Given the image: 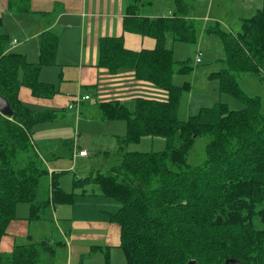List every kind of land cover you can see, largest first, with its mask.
<instances>
[{"label":"trees","instance_id":"16d2710c","mask_svg":"<svg viewBox=\"0 0 264 264\" xmlns=\"http://www.w3.org/2000/svg\"><path fill=\"white\" fill-rule=\"evenodd\" d=\"M144 1L150 5L154 0ZM136 2L143 5V0H134L128 6L123 30L154 39L155 48L133 52L124 48L121 38L104 37L98 43V66L110 74L132 71L137 81L167 97L136 96L129 102L100 103L99 120H123L126 134L119 140L118 163L107 174L80 181L96 184L101 196L119 202L109 221L120 228L125 264H264V228L255 225L264 226V113L257 99L233 91L234 76L226 74L259 77L258 63L264 60V9L242 20L237 34L217 27L205 30L221 39L227 55V68L210 77L219 80L220 91L242 97L244 107L235 111L218 103L180 120L177 111L184 86H175L172 78L191 68L184 62L175 68L166 40L171 35L174 41L194 42L196 27L185 18L193 1L174 0L173 15L154 18L140 16ZM7 9L28 12V0H8ZM9 42L0 29V96L12 111L11 117L0 113V238L16 219L18 204L29 205V219H40L50 203L70 204L76 196L63 191L52 173L50 197L37 200L39 181L49 173L31 133L33 126L55 121L57 115L33 112L19 100L21 86L37 98L55 94V88L41 83L38 76L41 67L51 63L57 36L42 35L35 64L11 52ZM145 136L164 139L165 149L156 153L121 149ZM198 136L208 140L206 159L191 167L186 159ZM68 155L73 157V146ZM43 245L16 246L9 263L40 264Z\"/></svg>","mask_w":264,"mask_h":264},{"label":"crops","instance_id":"0c3cea01","mask_svg":"<svg viewBox=\"0 0 264 264\" xmlns=\"http://www.w3.org/2000/svg\"><path fill=\"white\" fill-rule=\"evenodd\" d=\"M259 1L264 6V0H230V3L257 13L264 9H259ZM153 2L146 7L139 5L137 13L148 18L158 17L154 13ZM132 3L133 0H28V12H11L7 9L8 0H0L1 32L9 36L10 42L16 41L14 46H10V51L22 54L28 63L38 62L43 34L51 32L57 36L51 63L42 66L38 76L41 83L55 88V94L50 98H37L27 88L31 96L28 101L32 107H25L33 112L61 114L63 122L68 120L69 115L74 116L75 121L89 115L88 121L103 124L104 121L99 120L100 103L129 102L136 96L166 99L165 92L137 81L132 71L120 70L110 74L98 66V43L104 37L121 38L124 48L133 52L155 48L154 39L123 30V21L129 16L128 6ZM212 3L219 6L220 1L212 0ZM192 12L193 7L185 18L194 21L199 27V18L193 17ZM206 18H201L207 22L199 27V35L203 34L205 38L213 35L205 33L211 26L210 19ZM242 20L244 18L240 19V29ZM168 38H172L171 35ZM176 75L179 74H174L173 83L177 79ZM87 89L89 91H85ZM20 92L21 87V101ZM86 95L88 100L76 104L75 98ZM94 96L97 101L92 104L90 102ZM77 105L81 108L78 116L75 115ZM77 157L75 151L73 158ZM88 157L87 153L80 159ZM55 170L50 169L49 175ZM85 191L76 193L77 198L70 204L58 207L60 219L55 222L61 221L62 227H58V234L54 235L51 228L54 216L51 218V213H43L40 219H29V206L18 204L16 210L22 208L23 211L16 213V219L9 223L5 235L0 238V264H10L8 257L16 246L33 245L39 248L40 244H44L43 249H40V264H125L119 247L120 228L109 221L110 215L119 209V205L104 202V199L110 198L100 193ZM97 201H101L100 204ZM49 206L50 211L55 209V205L50 203Z\"/></svg>","mask_w":264,"mask_h":264},{"label":"rangeland","instance_id":"374dc122","mask_svg":"<svg viewBox=\"0 0 264 264\" xmlns=\"http://www.w3.org/2000/svg\"><path fill=\"white\" fill-rule=\"evenodd\" d=\"M192 1V15L195 18H199V20L196 19L198 26L201 28L203 24H206L207 21L204 22L201 18L207 17L206 19H210L209 21H211L210 27H217L224 33L230 32L231 34L232 32L233 34H237L240 31V19L250 18L256 13L255 10L248 12L247 9H241L238 5L230 3V0H219V6L214 5L215 3L213 4L212 0ZM144 2L143 0V6L146 7L148 4H144ZM259 2V9H262L261 7L264 6H262L261 1ZM136 3L140 6L142 5L140 2ZM153 6L154 13L158 16L172 15L176 11L174 0H155ZM194 26L196 27V37L193 43L174 41L172 38H168V36L166 40V47L171 50L173 60L176 62L175 68L178 69V63L182 62L191 68L188 73L175 76L177 79L174 80V83L178 85L173 83L175 86H184L179 99L178 118L180 120L187 119L189 116L196 114L200 109L209 108L218 103L227 105L229 110H241L244 107L243 98L230 92L220 91L219 88L222 85L219 80L210 77L211 73L220 72L227 68V55L221 39L214 34L205 38L203 34L199 35L200 28L197 27L196 23ZM199 51L203 53V56L201 58L202 62L197 64L195 59ZM258 67L259 77L262 79L250 73L237 74L238 76H235L233 72L226 74L230 73L234 76L236 84L233 85V91L237 93L241 92L245 97L257 99L260 105V112L264 113V60L258 63ZM19 78L21 79V74ZM85 91H89V89ZM30 97L28 89L21 86L20 98L24 106L32 107L28 101ZM96 101L97 98L94 96L91 98L90 103L94 104ZM80 110L81 108L77 106L75 115H80ZM56 115L55 121L33 126L31 133L32 143L36 151L46 160L44 167L47 171L57 169L53 171L56 176L54 179L63 191L79 194L85 189V192L99 194L100 190L96 184H87L88 182L81 181L88 176L98 173L107 174L108 168L118 163L117 151L120 148V138L126 134L125 122L118 119L107 120L103 124L90 122L87 120L89 115L86 117L81 116V119L77 121H75L74 116L69 115L68 120L63 122L64 117L58 113ZM207 142L208 140L205 137L198 136L195 138L186 159V163L189 166L195 167L205 162ZM70 146H73L76 153L84 150L89 154V157L87 159H80V157L71 158L68 155ZM76 147L80 148V150ZM165 147L166 143L164 139L145 136L136 142L123 145L121 149H123V152L156 153L162 152ZM50 176L48 174L39 181L37 200L40 202L47 201L50 197ZM75 181H79L78 186H74L73 183ZM77 196H74V199ZM104 200V202L110 205L118 204L120 207L119 202L115 199ZM100 202L97 201V204H100ZM21 204L24 207L29 206L25 203ZM59 206L61 205H55V209L50 211V206L48 205V208L43 212L46 215L51 213V218L54 216L52 221L54 225L51 227L53 235L55 233L58 234V227H62L61 221L55 222L57 219H60V214L57 212ZM22 211V208L17 209L16 213L20 214ZM49 223H51V220H49ZM255 225L264 228L259 222H255ZM120 256L123 258L121 251Z\"/></svg>","mask_w":264,"mask_h":264},{"label":"built area","instance_id":"2783aa9c","mask_svg":"<svg viewBox=\"0 0 264 264\" xmlns=\"http://www.w3.org/2000/svg\"><path fill=\"white\" fill-rule=\"evenodd\" d=\"M168 16H171V15H168ZM16 44V41L15 40H13L12 42H10V46L12 45V46H14ZM201 52H197V54H196V59H195V62L196 63H199L200 61H201ZM76 99V104H79V102H81V101H86V100H88L89 99V97L86 95V96H83V97H81V98H75ZM75 104V105H76ZM78 106V105H77ZM77 106L75 107V108H77ZM70 107H73V106H70ZM74 152H75V150H74ZM77 156L78 157H85V156H87V153L84 151V150H80L78 153H77Z\"/></svg>","mask_w":264,"mask_h":264},{"label":"water","instance_id":"95a60500","mask_svg":"<svg viewBox=\"0 0 264 264\" xmlns=\"http://www.w3.org/2000/svg\"><path fill=\"white\" fill-rule=\"evenodd\" d=\"M0 113L7 116V117L12 116V111H11L7 101L1 96H0ZM188 264H194V262L191 261Z\"/></svg>","mask_w":264,"mask_h":264}]
</instances>
